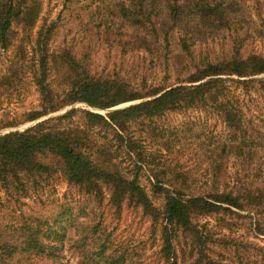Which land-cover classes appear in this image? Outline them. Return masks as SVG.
<instances>
[{"label": "trees", "instance_id": "trees-1", "mask_svg": "<svg viewBox=\"0 0 264 264\" xmlns=\"http://www.w3.org/2000/svg\"><path fill=\"white\" fill-rule=\"evenodd\" d=\"M41 7V0H0V47L10 45L14 26L32 30ZM241 9L239 0H119L109 9L113 17L99 18L97 26L103 25L107 35L112 26H124L134 32L132 35L141 31L138 46L159 55L164 52L166 58L175 30L182 26L229 28ZM44 21L31 43L30 72L39 105L27 111L22 120L35 123L23 130L0 133V212L4 206L12 209L14 192L23 189L24 178L35 181L59 171L69 184L98 202L107 188L108 204L117 213L124 205L140 209L161 241L163 264H177L176 245L181 235L190 236L191 245L202 256L205 238L199 234L195 218L215 215L223 219L235 209L264 211V129L246 116L237 92L264 89V75L259 77L264 74V54L243 56L236 46L228 56L196 62L186 37L180 36L169 58L183 68L193 64V70L174 85L149 86L119 72L91 70L84 58L87 51L79 55L70 46L51 49L57 23ZM117 40L123 49L134 44L130 39ZM17 51L15 61L0 76L2 90L18 84L28 63L24 45ZM76 103L93 109L130 104L101 113L76 107ZM66 107L62 113L41 119ZM204 107L215 111L224 124V133L207 149L208 168L217 176L224 164L231 163L241 175L234 188L228 189L213 178L207 189L193 193L186 191L185 173L178 171L172 179L170 171L158 166L132 125L167 112ZM17 124L8 122L0 128ZM146 170L152 178L151 194L140 183L141 172ZM152 195L160 203H155ZM67 213L64 209L51 220L22 219L13 228V235L0 239V264H65L59 259L60 252L68 228L76 225ZM90 228L91 232L97 230L96 226ZM86 238L84 234L77 240L81 264H125L124 254L107 251L104 242L85 248ZM258 256L260 262L254 259L255 264H264L262 248ZM186 257L187 264H200L199 256L192 260L190 249ZM205 264L224 263L208 258Z\"/></svg>", "mask_w": 264, "mask_h": 264}, {"label": "rangeland", "instance_id": "rangeland-1", "mask_svg": "<svg viewBox=\"0 0 264 264\" xmlns=\"http://www.w3.org/2000/svg\"><path fill=\"white\" fill-rule=\"evenodd\" d=\"M118 1L41 0V11L32 30L23 31L20 27H13L10 45L6 48L0 47V76L15 61L20 44L24 45L28 63L23 67L17 85L14 84L8 90L0 89V125L8 122L19 123L17 126L0 128V133L23 130L26 125L35 122L22 120L27 111L36 109L39 105V95L32 82L30 60L33 56L31 43L43 20L57 23L49 43L51 49L70 46L79 55L87 51L88 56L84 58L91 70L102 74L119 72L134 82H145L149 86L174 85L193 70V64L183 68V65L180 66L169 58L170 52L176 50L180 36L186 37L196 62L228 56L236 46L243 56L250 53L264 54V0H239L242 9L229 28L210 30L200 27L196 30L180 27L173 32V38L170 39L171 51L166 58L164 52L159 55L138 46L141 31L132 35L134 32L124 26H112L107 35L103 25L97 26L99 18L113 17L110 16L109 9L116 7ZM117 39H130L134 44H128L123 49ZM237 92L244 104L246 116L264 129V89H251L248 94L240 90ZM128 104L130 103H122L109 109ZM74 106L101 110L84 103H76ZM67 108L69 107L41 119L62 113ZM142 124L132 125L141 143L156 157L160 168L166 173H172L171 178L178 171L185 173L188 185L186 191H204L213 178H217L228 189L234 188L241 175L238 167L231 163L224 164L217 176L208 168L207 149L224 133L223 121L211 108L167 112ZM149 175L147 170L142 171L140 183L151 194L152 178ZM23 181V189L14 192L12 209L4 206L3 212H0V239L13 235V228L16 229L24 218L30 220L32 217H42L51 220L57 213L68 209L66 216L74 219V223L79 226L68 228L64 248L59 256L63 263L81 264L82 257L77 249V240L86 234L85 248L93 249L96 244L104 242L107 251L124 254L125 264H163L159 253L161 241L158 234L152 232L150 220L140 209L126 205L119 213L114 211L108 204L107 188L104 190L103 200L98 202L91 195L69 184L59 171L48 177H37L35 181L30 178H24ZM0 194H3L2 189ZM151 198L155 203H160L159 198L153 195ZM234 211L235 213H229L223 219L215 215L195 218L199 234L205 238L202 256L196 246L191 245L192 238L181 235L176 245L177 264H187L189 249L193 253L192 260L200 257V264L207 263L208 258L224 264H238V261L242 264H255L254 259L259 263L260 248L264 252V211ZM92 226H96L97 230L91 232Z\"/></svg>", "mask_w": 264, "mask_h": 264}, {"label": "water", "instance_id": "water-1", "mask_svg": "<svg viewBox=\"0 0 264 264\" xmlns=\"http://www.w3.org/2000/svg\"><path fill=\"white\" fill-rule=\"evenodd\" d=\"M110 110H112V109H101V110H95V111H98V112H101V113H106V112H108V111H110ZM65 111V110H64ZM63 111V112H64ZM35 122H33L32 124H34ZM32 124H28V125H26L24 128H26V127H28V126H30V125H32ZM11 131V130H10ZM8 132V131H7Z\"/></svg>", "mask_w": 264, "mask_h": 264}]
</instances>
